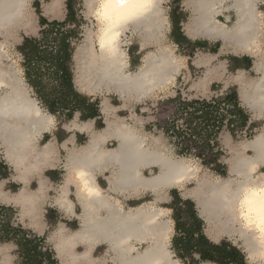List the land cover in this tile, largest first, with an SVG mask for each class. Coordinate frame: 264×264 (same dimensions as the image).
Instances as JSON below:
<instances>
[{
  "label": "bare ground",
  "instance_id": "6f19581e",
  "mask_svg": "<svg viewBox=\"0 0 264 264\" xmlns=\"http://www.w3.org/2000/svg\"><path fill=\"white\" fill-rule=\"evenodd\" d=\"M30 1L0 0V35L3 36L0 40V144L7 160L16 166L25 161L43 163L44 151L50 150L51 146L38 151L37 140L43 133L49 132L55 123L54 117L40 108L31 97L20 68L11 62L9 56L10 37L14 39L21 29H34ZM85 1L89 9L87 15H93L97 29L87 28L85 44L75 53L78 87L88 93H114L123 99L140 101L174 83L184 65L182 58L163 43L168 24L163 6L165 0H153V7L149 11L124 21L115 44L105 48L100 46L103 25L95 17L98 0ZM263 1L184 0V6L191 12L190 20L185 24L187 36L220 41L223 50L235 53L247 51L256 55V77L248 79L241 75L239 82L243 105L258 117H264V12L260 10ZM58 9L61 14L64 13L63 0H51L44 4L47 17H54ZM228 12L235 16L232 25H228L231 22V13L226 15ZM220 17H225V21H221ZM128 33L139 39L141 48H155L145 53L135 72L129 71V56L127 48H124L133 39L129 38ZM210 76V72L205 73L197 84L210 82ZM124 120L109 119L104 130L107 136L118 139V148L104 150L95 142H90L69 152L67 160L77 164L71 167V174L76 169H86L90 173L96 162L117 161L119 164L113 177L114 183L124 190L153 191L157 194L156 200L165 189L178 187L183 191L185 185L195 182L196 187L185 194L196 201L201 217L216 228L218 236L239 238L256 260L261 258L264 262V225L257 214L253 213L252 219L245 220L239 210L243 189L264 186V172H259L264 168V132L232 148L229 176L213 178L203 174V167L192 160L168 153L162 147L152 149L154 146H146L141 134ZM149 166H156L158 172L144 177L142 169ZM80 194L85 210L82 217L88 229L99 227L110 241L116 243L117 250L123 253L121 260L113 264H181L169 250L173 231L170 218L166 219V210L150 206L141 207L133 213H130L131 209L123 212L119 208L121 213L115 209L117 213H114L110 212L113 204L108 199L98 196L89 198ZM100 205L108 206V210L110 207V214L104 219L90 213L95 206ZM145 238L153 242L152 246L132 255L136 244L132 245L131 241H143Z\"/></svg>",
  "mask_w": 264,
  "mask_h": 264
},
{
  "label": "rangeland",
  "instance_id": "374dc122",
  "mask_svg": "<svg viewBox=\"0 0 264 264\" xmlns=\"http://www.w3.org/2000/svg\"><path fill=\"white\" fill-rule=\"evenodd\" d=\"M51 2V0H31L30 4L31 7L34 8V18H33V28L29 34L23 33V31L19 32L20 39L15 40L12 45H10L9 48V56L11 59V62H13L15 65H17L18 68H20L21 76L24 78L25 83L27 82L26 75H25V68H24V62L25 57L22 53L19 52V47L23 44L26 37L31 38H38L41 37V31L45 28L41 27L40 24V17L41 13H43V5L48 4ZM165 8V14L168 17V25L166 26L165 31V38L163 39V43L169 45L174 53L182 58V63L184 65V68L181 72V74L177 77V79L174 81L172 85H170L167 89L162 90L158 92L151 100L146 101L145 103H131V108L124 107V102H119L116 100V96L114 94L110 96H98L101 97L102 100L106 96L109 98L110 103L113 104L117 110V114L122 117L130 118L133 115L134 122L132 123L135 128H138L139 133H141L143 136H147V139L149 141V138L154 137L156 139V146L159 147H166L168 150H171L175 156L178 157H184L189 160H192L193 162H196L199 164L202 168L203 174H208L210 177L213 178L220 176V177H228L229 176V161L232 156L231 149L235 146L241 145V143L247 139H252L256 134L259 132L264 131V118H255L252 113L242 105L246 115L248 116V121L246 126L243 128V131L238 134H233L228 127H225L223 131L220 133V135L217 138V141L221 147L222 156L220 158V163L224 165L227 168L226 175H219L215 169L217 167L215 165L207 166L203 163V159L197 157L195 153H188L187 155H180L178 151L179 144L182 142L183 137H188L187 134L189 133L188 129L190 128L189 123L187 122V119H190V125H194V120L191 119V114H194L196 111L192 109H187L185 107H182L179 105L183 102L188 101H201V100H212L220 97H224L227 92L229 91H236L239 95L240 86L238 82V76L239 73L242 72L245 74L248 78H254L256 77V73L254 71V62L256 59L252 57V54H234L233 52L229 50H223L222 48V42L220 41H214V40H207L202 37L197 38H190L187 36L185 32V24L188 23L191 17V12L188 8L184 6V0H165L164 3ZM63 7H64V14H59L55 17H46L49 22H52L54 20L58 21H64L67 17V0H63ZM76 13L78 16V25L75 29V27L69 26L70 29H79V37L76 38L75 36H72V46L75 48L74 55L72 57V72H73V78L76 83V76L78 71L77 61L75 60V53L77 52L78 48L85 44V37L87 28L91 29H97V21L93 17V15H87L88 9L85 5V0H77V3L75 5ZM260 10L264 12V1L260 5ZM231 12L226 13V15H230ZM231 22L228 23V25H232L235 21L234 13H231ZM221 21H225V17H220ZM130 34V35H129ZM129 38H133L131 36V33H128ZM1 39V38H0ZM263 47L264 49V32H263ZM200 44H204L201 46ZM124 48L127 50V54L130 58H128L129 61V71L135 72L138 67L142 63V58L145 55V53L149 51H154V46H146L144 52L140 49V41L137 37H134L132 41L129 43L128 46H124ZM213 54V55H212ZM215 54V55H214ZM242 57L243 55H246L247 59L249 60L248 68L244 69L242 67H238V65L234 64L233 61L237 60V56ZM205 60V65H199L197 64V61L199 60ZM208 59H210L209 62H207ZM209 63V64H208ZM237 63V62H236ZM250 68V69H249ZM244 70V71H243ZM211 71L212 74L210 83L208 85V91L206 94H204V90L201 88H197L196 84L200 81L201 78L205 76V73ZM28 83V82H27ZM26 83V84H27ZM50 79L48 76L45 78V90L44 93L51 92V87L49 86ZM28 88L30 89V92L34 98H36L40 106L43 110H48L47 105L45 103V100H41L36 95L34 89L30 88L29 84ZM77 86V83H76ZM77 90L82 93V95H93L90 94L84 90H82L80 87L77 86ZM86 97V96H85ZM88 98V97H87ZM90 98V97H89ZM94 98V97H92ZM95 99V98H94ZM92 103H96V100H93ZM130 105V104H128ZM130 107V106H129ZM230 105L225 102L221 103L217 107V112L220 113H226L229 111ZM119 110H125L118 112ZM55 116L58 119V139L59 142H63L64 140L68 139L70 137V134H66L65 130V124L69 123L73 119H69L64 114H55ZM105 121V120H104ZM81 122H83L81 120ZM173 129V127H177V130L180 131V134L177 133V130L175 132L170 131L167 132V128ZM237 127V126H236ZM78 145H83L87 142L86 135H79L78 134ZM213 138V135H210V139ZM52 139V136L46 135L45 140L48 142ZM227 141H230V143H227ZM62 144V143H60ZM227 144H231V146H228ZM44 143L41 141V143H38V151H40L44 147ZM61 147V145H59ZM109 147H115L116 143L111 142L108 145ZM67 153L65 151L62 152L61 158L64 159V156ZM5 156V150L0 147V157L3 159ZM62 164H58L55 168H49L44 172V177L51 179V181L55 184H63L64 177L66 174V171L62 167ZM157 169H152L151 173H156ZM259 172H264V168H261ZM260 173V174H261ZM149 172H146V175H149ZM3 179L0 178V183L2 184ZM11 181V180H10ZM36 186V185H34ZM6 187L18 190V188H21V185L16 186L14 183H6ZM196 187V183L192 182L183 187V191L180 189H171L168 190V196L170 197L167 201V203H162L161 206L171 208L170 216L173 220L172 226H173V232H172V242H171V250L174 253V256L176 259H180V255H178V251L176 248V245L174 243V238L178 237V235H181V233L176 229V221L175 216L176 212L174 210V207L176 209H182L181 214L183 216V223H190L188 218V210L184 208L185 202L190 200L194 203V211H196L199 220L196 222L199 226L201 225V229L204 235L212 241L213 243L220 244L223 241H226L234 246H236L241 253L243 254L245 261L247 264H264L262 259L256 260L246 249L245 244L242 243V241L237 237H228L227 235H220L218 236V231L213 225L208 224L203 217H201L199 208L196 210V201L189 196H187L185 193L192 191ZM36 188V187H34ZM183 193V195L181 194ZM51 195H57V193H51ZM173 197L176 198L173 200ZM74 202L75 198H72ZM144 200L151 201L152 197L148 196ZM6 207V206H5ZM198 207V205H197ZM173 208V209H172ZM10 210L12 212H10ZM49 214L47 213V218L50 216L51 218V227L50 230H53V228H56L60 222H67L65 220L58 219V217L54 214V210H50L47 208ZM54 211V212H52ZM192 211V210H190ZM57 217V219H56ZM0 220L2 221H11L13 225L16 227L19 225V216H18V210L16 208L9 207V210H5L3 212L0 211ZM74 226H77L76 223H72ZM42 238V237H41ZM47 235L43 238L44 241V247L51 249L50 244H48ZM171 238V239H172ZM18 246L14 241H1L0 240V264H22V261L18 254ZM53 255L54 252H53ZM187 257V263L188 264H215L210 262H201L199 261V255L193 254L192 256L185 254ZM194 261H193V260ZM254 259V260H253ZM182 261V260H181ZM58 264H60L58 262Z\"/></svg>",
  "mask_w": 264,
  "mask_h": 264
},
{
  "label": "crops",
  "instance_id": "0c3cea01",
  "mask_svg": "<svg viewBox=\"0 0 264 264\" xmlns=\"http://www.w3.org/2000/svg\"><path fill=\"white\" fill-rule=\"evenodd\" d=\"M85 5H86V1H85ZM30 8L32 11L30 12V17H31L32 26H33L34 8L31 7V4H30ZM88 12H89V9H88ZM43 13H44V5H43ZM59 14L60 12L58 9L54 17L58 16ZM41 17L46 18L47 16L45 15V13L44 14L41 13ZM54 21H58V20H54ZM167 22H168V17H167ZM31 30L32 29L30 28H29V31H26L25 29L19 30L18 36H16L14 39L10 37L11 45L15 40L17 41L20 39V36H19L20 31L21 32L23 31V33L25 34H29ZM0 38H1L0 40H2L3 36L0 35ZM26 38H31V37H26ZM140 49L143 52L145 50L141 48V45H140ZM233 53L234 54H252L251 56L254 57L257 61V57L253 52L241 51L238 53H235V52ZM235 56H237L236 57L237 60L233 61L234 64L244 69L248 68V63L250 59H247V57H245L246 55H243L242 57H239L238 55H235ZM207 60H208L207 62L210 61V59L208 58ZM204 61L199 58V60L197 61V64L205 65ZM208 72H211V71H208ZM241 75L246 76L245 74L240 72L238 76V82H239V77ZM209 83L210 82H206L202 85L196 84V86L197 88H201L202 90H204V94H206L208 91ZM74 86L77 90L75 80H74ZM239 86H240V82H239ZM160 91L162 90H159L158 92ZM77 92L79 91L77 90ZM157 93L155 92V94H152L147 99L140 100V101L130 99V98L123 99L114 93H105V92H102V93L91 92L90 94H93V95H90V96L84 95L88 98L90 97L89 99L91 102H93V100H96V101L98 100L99 113L101 116L96 117L94 119L83 121L81 118L82 117L81 112H75L72 118L73 120L65 124L66 129L64 130L66 134H70V137L64 140L63 142H59V139H58V132H57L58 119L55 116V114H51L47 110V112L54 117L55 123L49 132L43 133L37 140V144L41 143L42 141L45 146H51L50 150L44 151L45 157L43 156L41 160L43 161V163H38L36 161L35 162L25 161L19 166H16L15 164L7 160L6 154L3 157V160L5 164L8 166V170L10 173L7 178L2 180L3 181L2 184L0 183V205L16 208L18 210L19 225L22 226L24 229L31 231L34 235L38 237L44 238L45 235H47L46 240L48 244H50L49 246L52 252H54L55 254L54 257L60 264H113L121 260L120 257L123 256V253H121L119 249L117 250V248L115 247L116 243L113 241H110L107 235L98 229L99 227L97 229L89 230L87 225L84 223L83 217H84L85 210H84L83 202L79 198L80 192L78 191L77 186L70 182L71 176H72L71 167L77 164L75 162H69L67 160V156L69 155V152L71 150L78 149L82 147L83 145H86L87 143H90V142H95L98 146H100V148L104 150H113L115 148H118L119 147L118 139L116 137L107 136L106 134H104V130L107 126V121L109 119H118V120L125 119L124 121L128 123L130 127L135 129V131H137L139 135L141 134L139 133L138 128H135L132 124L134 122L133 115L130 118L119 116L117 114V110H115L116 107L110 103L109 98H107L106 96H110L114 94L116 96L117 101L125 103L124 107L131 108V103H134V102L140 103V104L145 103L146 101L151 100ZM100 95L101 96L106 95V96L102 100L101 97H98ZM31 97L34 98L32 94H31ZM92 97H94L95 99ZM34 99L37 101V105L40 108H42L40 106L39 101L36 98ZM238 99H239L240 106H241L242 99L240 96V91H239ZM245 107L248 108L247 106ZM121 111L123 112L125 110H119L118 112H121ZM249 111L252 113V115L255 118L256 117L260 119L264 118V117L256 116L251 110ZM81 120L83 122H81ZM99 123L103 124L102 128L98 127ZM262 132H259V133H262ZM78 134L86 135L87 142L85 144L78 145V138H77ZM46 135L52 136V139L49 140L48 142L45 140ZM140 136L144 138L146 146H149L150 148L154 146L152 149L160 148L158 147V145L156 146V139L154 137L149 138V141H148L147 136L145 137L142 134ZM111 142H115L116 146L112 148L109 147L108 145ZM59 145H61V147ZM0 147L3 148L1 144H0ZM162 148L166 152L171 153V150H168L165 146ZM63 151H65L67 154L64 156V159L62 160L61 154ZM45 152L49 153V155L46 156ZM116 162L111 161L110 163L107 160L103 162L102 161L96 162L93 164L92 169H91L92 171L90 172L91 175L94 177L93 183H94L95 188L99 192H101L99 193L100 195L98 197L108 199L113 204L112 206L113 211L110 210V207H109L110 212L117 213L119 212L117 210H120V209H123L122 210L123 212L125 211L129 212V210L131 209L130 213H133L137 211L138 209H140L141 207L148 208L150 206H157L159 208L166 210V212L168 213L166 219L170 218V222L172 226L173 220L170 216V213L172 210L171 208L161 206V204L169 202L167 200L170 197L168 196L167 191L170 189H174V188H169V189H165L164 191H162V193L159 195L157 200H156L157 194L154 193L153 191H148V190H147L148 192L146 190L140 191V189L124 190L123 188H120L118 185H116L113 181V177L116 175L115 173L117 171V165L119 164ZM58 164H62L63 165L62 167L66 171L64 181L62 182L63 184H55L51 181V179L44 177V172L47 169L55 168ZM98 165L99 166L102 165V167L100 166L99 168ZM156 168H157L156 166H149V167L143 168L142 169L143 176L150 177L156 174L158 172V168H157L156 173H151L152 169H156ZM149 171H150V174L146 176V172H149ZM6 183H14L16 186L21 185V188H18V190L16 191V190L7 188ZM175 189L181 190V188H178V187ZM51 193H57V195H51ZM181 194L183 195V193ZM148 196H151L152 200L147 201L145 203L146 200L144 199L147 198ZM73 197L75 198L76 202L73 201L72 199ZM107 207L108 206H105V205L95 206V209L91 211L90 213H92L98 218L104 219L106 216L108 217V215L110 214ZM47 208H49L50 210H54L55 212L54 211L52 212H54V214L58 217V219L65 220L67 222L66 223L60 222L56 228H53V230H50L52 223L50 222L51 221L50 216L47 218V213H49ZM114 209L117 212L114 211ZM119 213H121V210ZM49 214H53V213H49ZM73 222L76 223L77 226H74V224H72ZM171 228L173 231V226ZM98 230L100 232H98ZM171 238H172V234L169 239V250L173 253V251L171 250V242L173 238L172 239ZM132 241H131L132 245L135 246L136 244L135 246L136 250L132 252L133 253L132 255H136L140 252L145 251L148 247L152 246L151 243H153L149 238H145L143 241H136V240H132ZM173 256H174V253H173ZM179 261L181 262V264H183L181 260Z\"/></svg>",
  "mask_w": 264,
  "mask_h": 264
},
{
  "label": "trees",
  "instance_id": "16d2710c",
  "mask_svg": "<svg viewBox=\"0 0 264 264\" xmlns=\"http://www.w3.org/2000/svg\"><path fill=\"white\" fill-rule=\"evenodd\" d=\"M76 3L77 0H67L68 13L64 21L49 22L41 17V27H45L41 31V37L26 38L19 47V52L25 57L24 68L27 84L34 89L39 99L45 100L48 112L64 114L69 119L73 118L75 112H81L82 120L86 121L101 115L98 100L92 103L89 98L77 92L74 86L72 57L75 48L72 46L71 38L72 36L78 38L80 34L79 29L75 30L78 25ZM72 25L75 29L68 28ZM199 45L204 44L199 43ZM47 76L50 79V94L44 93ZM225 102L230 105L231 109L223 114L217 112V107ZM179 105L187 109L193 108L196 111L191 114L194 125H190V119H187L188 126H190L189 133L188 137H183L179 144V154L187 155L194 152L197 157L203 159L205 165H215L217 167L215 171L219 175H226L227 168L220 163L223 151L217 138L225 127H228L233 134L241 133L248 121V116L240 106L237 92L229 91L224 97L210 101H188ZM98 127L102 128L103 124L99 123ZM174 129L177 130V127H173L172 130L168 127L166 130L169 133L170 131L175 132ZM177 133L180 134V131L177 130ZM210 135H213V138L210 139ZM9 173L8 166L0 157V178H7ZM185 205L189 207L187 212L191 224L183 223L181 208L174 207L176 229L181 233L174 238V243L183 264H188L185 254L189 256L197 254L201 262L247 264L236 246L226 241L220 244L210 241L203 234L201 225L196 223L199 218L194 211V203L188 200ZM5 210H9V207L0 205V211ZM0 240H12L17 244L22 264H58L52 250L43 246V238L34 235L20 225L15 227L11 221L0 220Z\"/></svg>",
  "mask_w": 264,
  "mask_h": 264
},
{
  "label": "clouds",
  "instance_id": "9594fccd",
  "mask_svg": "<svg viewBox=\"0 0 264 264\" xmlns=\"http://www.w3.org/2000/svg\"><path fill=\"white\" fill-rule=\"evenodd\" d=\"M152 7L153 0H98L95 17L103 25L100 35L101 48L115 44L120 35L119 28L124 21L147 12ZM70 182L86 197L99 196L93 178L86 169H76ZM239 210L245 220L252 219L253 213L257 214L264 225V186L243 189Z\"/></svg>",
  "mask_w": 264,
  "mask_h": 264
},
{
  "label": "flooded vegetation",
  "instance_id": "af4514ba",
  "mask_svg": "<svg viewBox=\"0 0 264 264\" xmlns=\"http://www.w3.org/2000/svg\"><path fill=\"white\" fill-rule=\"evenodd\" d=\"M176 198H174L173 197V200H175ZM133 204H135V203H133ZM184 208H186V210H188L189 209V207H187L186 205L185 206H183ZM182 210V209H181Z\"/></svg>",
  "mask_w": 264,
  "mask_h": 264
},
{
  "label": "water",
  "instance_id": "95a60500",
  "mask_svg": "<svg viewBox=\"0 0 264 264\" xmlns=\"http://www.w3.org/2000/svg\"><path fill=\"white\" fill-rule=\"evenodd\" d=\"M197 208H198V207H197V205H196V210H197ZM197 212H198V210H197Z\"/></svg>",
  "mask_w": 264,
  "mask_h": 264
}]
</instances>
